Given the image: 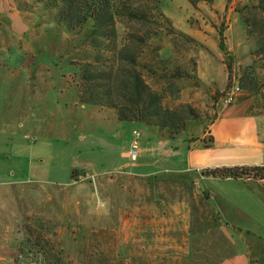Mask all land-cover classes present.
<instances>
[{
  "label": "rangeland",
  "instance_id": "374dc122",
  "mask_svg": "<svg viewBox=\"0 0 264 264\" xmlns=\"http://www.w3.org/2000/svg\"><path fill=\"white\" fill-rule=\"evenodd\" d=\"M248 1L214 0L196 7L187 0L161 1V11L174 29L193 39L163 32L151 41L159 58L168 60L171 69L178 67L188 73L175 82L171 94L165 95L164 106H190L199 116L188 122L186 132L176 141L182 139L189 144L206 134L202 145H212L210 126L223 110L238 105L244 106L247 114L264 116V61L254 55L255 41L247 36L236 11ZM118 29L123 36V27L119 25ZM221 39L227 52L220 48ZM91 49L81 36L54 25L37 0H0V126L8 127L2 136L33 144L26 137L37 139L40 125L36 121L40 124L43 120L54 147L44 158L47 168L38 159L40 168H44L38 174L58 183L70 179L73 183L69 187L35 183L10 191L0 207V245L10 252L9 264H43L45 255L53 251L63 257L61 264H227L224 259L230 253H241L242 247H237L246 241L240 244L233 237V246L227 247L231 250L214 246L218 236L204 234L205 229L199 227L201 204L195 203L193 215L189 213L186 178L177 171V164L167 166L171 170L168 172L151 174V169L144 175H134L122 168L121 172L98 177L91 172L96 165L92 162L90 174H72L73 165L81 167L84 161L70 151L78 144L79 134H87L68 126L80 115L76 110L85 106L78 102L77 70L93 55ZM145 50L150 55L151 48ZM249 68L255 91L247 94L239 90L234 102L225 105L224 98L239 88L240 77ZM88 107L103 116H114ZM148 128L156 131L157 139L172 141L157 128ZM116 132L114 127L111 132L98 126L90 138L98 144L110 143L114 140L110 136ZM222 139L216 144H228L234 137ZM91 153L100 154L97 148ZM0 156L4 165L21 162L14 155L9 157L2 145ZM105 159L100 157L101 161ZM156 169H165V164ZM24 172L31 171L25 167ZM260 181L264 185V180ZM231 196L234 208L244 212L239 220H233L238 215L231 210L228 218L223 217V225L250 230L245 234L247 244L259 241V250L264 251V237L255 236L259 231L264 236V215L258 217L255 203L240 206L235 194Z\"/></svg>",
  "mask_w": 264,
  "mask_h": 264
},
{
  "label": "crops",
  "instance_id": "0c3cea01",
  "mask_svg": "<svg viewBox=\"0 0 264 264\" xmlns=\"http://www.w3.org/2000/svg\"><path fill=\"white\" fill-rule=\"evenodd\" d=\"M76 102L74 103V105ZM80 115L75 117V121L70 124V130L85 132L87 136L79 134L78 144L74 146V150L70 151L74 157H82L83 165L77 167L73 165L72 174L76 172L89 173V167L96 163L91 172L99 176H106L110 173L121 172L120 170H128V173L134 175H144L153 170L151 174L168 172L167 166L176 164L179 166V173H183L186 178V184L189 195H187L186 204L189 207V213L193 215V208L195 203L201 204L203 211L200 219L202 227L205 229L204 234L214 233L218 236V242L214 243L215 247L227 248L231 245L234 238L238 243L242 244L239 247L242 251L224 259L227 264H249L252 260L256 264H264V251L259 250V241L252 240L251 245L247 244L245 234H250V230L241 231L236 227L226 228L223 225V217L228 218L229 212L233 210L239 220L244 212L243 209L234 208L231 203V194H235L238 199V204L244 202H253L258 206V217L264 215V185L260 180L255 179H217L202 174V171L207 168L219 167H263L264 166V116L250 115L246 113L244 106L238 105L228 110H223L219 118L210 126V135L213 143L210 146L202 145L206 137L204 134L200 139L193 143L184 142V140L167 141L161 138H156V131L148 128L141 123H125L118 122L114 116L107 117L96 112L94 108L88 106H80L76 110ZM83 113V116H82ZM38 129L37 139L34 137L33 144H21L14 139L3 137L2 134L8 127L0 126V146L8 149V155L20 160L21 162H14L12 164L4 165L0 156V207L1 204L7 202V196L10 191L18 187H24L28 184H49L63 187L72 186V179L65 182L52 181L49 176L47 178L40 177L39 172L43 173L44 168H40V163L44 165V158H48L51 148L54 147L52 139L44 131V121L40 124ZM110 123L111 126H107ZM46 122V128L50 130ZM98 126L102 130L116 128V134L110 136V143H96V140H91L92 133L97 132ZM140 127H143L141 129ZM218 129V133L215 130ZM139 131L140 137V152L136 161L129 158V150L131 142L134 139L133 131ZM226 134V137H222ZM234 137L232 141H227L228 144L217 145L221 139L228 140ZM7 140H6V139ZM119 140V141H118ZM118 141V142H117ZM77 143V142H76ZM121 143L120 145H118ZM6 146V147H5ZM101 146V147H100ZM99 150V155L95 156L91 153L95 148ZM68 150V149H67ZM70 150V149H69ZM115 152H117V160L114 159ZM152 152V153H151ZM106 157L105 160H100L101 156ZM28 156V157H27ZM113 156V157H112ZM8 159L10 160V158ZM109 158V159H108ZM81 159V158H80ZM148 159V160H147ZM110 162L109 166L105 165ZM121 162V163H120ZM165 169L158 170L156 168L163 166ZM114 166H118L115 169ZM27 167L29 174H23L24 168ZM45 168H47L44 165ZM159 171V172H156ZM91 173V174H92ZM142 173V174H139ZM232 189V192L229 191ZM231 193V194H230ZM241 206V205H240ZM260 218V217H259ZM194 219V217H192ZM255 236L262 239V231L257 232ZM264 234V231H263ZM234 237V238H233ZM230 240V241H229ZM263 240V239H262ZM242 241V242H241ZM264 241V240H263ZM231 242V243H230ZM220 246V247H219ZM231 250V248H227ZM226 249V250H227ZM218 250V251H219ZM11 262V255L4 245H0V264H9Z\"/></svg>",
  "mask_w": 264,
  "mask_h": 264
},
{
  "label": "trees",
  "instance_id": "16d2710c",
  "mask_svg": "<svg viewBox=\"0 0 264 264\" xmlns=\"http://www.w3.org/2000/svg\"><path fill=\"white\" fill-rule=\"evenodd\" d=\"M37 1L49 12L54 25L81 36L82 42L93 50V55L77 70L79 104L108 111L121 123L157 128L172 141L186 132L190 120L198 119L190 106H164L165 95L171 94L175 82L188 73L178 67L171 69L168 60L159 58L151 41L159 39L163 32L193 39L174 29L161 11L162 0ZM187 1L196 7L214 0ZM236 11L246 26L247 36L255 41L254 55L264 61V0H249ZM119 25L123 27V36L119 34ZM223 40L220 48L227 52ZM147 48H151L150 55H146ZM251 71L252 68L245 69L239 80V90L247 94L255 91L250 83ZM202 174L217 179L264 180V166L207 168ZM44 260L43 264L64 261L54 251L46 254Z\"/></svg>",
  "mask_w": 264,
  "mask_h": 264
},
{
  "label": "built area",
  "instance_id": "2783aa9c",
  "mask_svg": "<svg viewBox=\"0 0 264 264\" xmlns=\"http://www.w3.org/2000/svg\"><path fill=\"white\" fill-rule=\"evenodd\" d=\"M239 91V88L236 87L235 89H233L223 100V103L225 105H228L232 102H234L236 96H237V92ZM133 135H134V139L131 143V147L129 150V158L132 161H136L139 157V152H140V133L139 131L135 130L133 131ZM27 141H34V138H30V137H26Z\"/></svg>",
  "mask_w": 264,
  "mask_h": 264
}]
</instances>
